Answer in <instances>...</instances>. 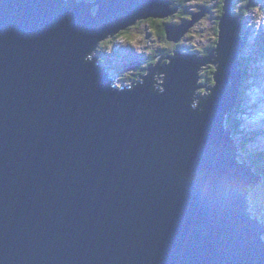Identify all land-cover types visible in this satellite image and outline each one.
Returning <instances> with one entry per match:
<instances>
[{"label":"water","instance_id":"water-1","mask_svg":"<svg viewBox=\"0 0 264 264\" xmlns=\"http://www.w3.org/2000/svg\"><path fill=\"white\" fill-rule=\"evenodd\" d=\"M171 5L0 0V264H264L246 199L262 176L225 127L242 80L234 1L208 59L174 51L160 87L148 74L119 86L89 57ZM208 61L214 85L195 104Z\"/></svg>","mask_w":264,"mask_h":264},{"label":"rangeland","instance_id":"rangeland-1","mask_svg":"<svg viewBox=\"0 0 264 264\" xmlns=\"http://www.w3.org/2000/svg\"><path fill=\"white\" fill-rule=\"evenodd\" d=\"M218 1L219 0L183 1L179 8L180 12L178 13V15H183L185 20H187V23L195 19L193 15L201 13L204 10L206 11L202 16L203 18L201 17L202 19L200 18L195 24H193V26L189 27V31L183 33V30L187 28L186 25L179 29L180 34L183 33L179 42H177L178 44H181L180 47L179 45H176L177 43H175L174 41H168L167 38H164L161 35L160 30L162 29L161 24L163 23L160 21L155 22L157 18L140 20L135 25L130 26L128 29L129 32L126 31L128 33V37H130L131 39L129 41V44H131V48L134 47L137 52L144 53L145 59H138L135 55H133L132 52L129 51L128 42L118 43L114 45L112 48L113 56L109 58L110 62L108 63V65L110 66L111 70H115V68L117 67V73L119 75V80H117V83H120L121 74H123V71L121 69V65L123 64H127L129 66V64L135 60H140L141 66L139 67L141 68L147 67L149 64H153L154 62H156L157 65H161L162 67L163 65L168 64V62H165V60H168L169 56L164 52V48L171 50V52L179 49L182 51L187 50L188 52V49H192L194 54H198L199 56H202L203 59H207L205 58V56H207L208 54L206 51H208V48H212L214 46V43L218 38L217 18H215L216 11L213 12V15L208 11H210L212 8L218 9L216 7ZM244 1L246 0H238V6L234 7L235 15H237L236 12L240 11L239 7H242ZM256 1V5L250 7L249 12L247 13V17L252 24V36L248 40V43L242 51L241 58H243L244 60L258 54H260L261 57H259L255 62H251V60L248 62L251 65L250 72L252 77L245 80L244 82V91L239 101V104L241 103V110L239 113H237L238 120L240 121V123L243 122V124L241 125L239 123V130H236V132L233 133L234 139L238 142L241 149H244V151L246 147H251L256 151H264V133H262V135H257L255 138H253V140L249 138L251 134H259L258 132H260L259 128L261 124L256 116V112L260 106V100L258 99L257 94H260L262 93V91H264V54H262L264 53V49L261 48L264 43L260 41L262 39V35L264 34V0ZM196 2L200 3V7L195 6L192 8V6L196 4ZM192 9H194L196 12L192 11ZM218 15L219 12L217 10V17ZM175 20L177 21L172 23H176L177 26H181L185 22V20L181 22L179 18H175ZM122 31L124 30H121V32ZM121 39H125V37L122 36ZM107 41H109V39L105 40V42ZM137 44H140L141 46L139 45L138 47ZM259 48L261 49V52ZM164 55H166V58ZM154 56L156 57L155 59H153ZM160 58H163L162 61L160 60ZM216 67L217 63L211 64L209 62L203 64V66L200 67V74H202L200 76V79H197V86L200 82H202L204 83V87L202 84H199V94H209L208 86L214 84L213 74L215 71H217ZM145 73H147L148 75H154L153 79L155 84L159 85L161 84V82L163 83V78L161 77L164 76L165 73L161 69H155L154 73L149 71H145ZM207 73L209 76L206 75ZM124 76L129 75L125 74ZM204 79H208V81ZM259 82L260 86H257ZM196 101L197 100H194L195 104ZM240 158H245L243 160L248 161L249 164L251 163L247 155H239V160ZM240 163H244V161L240 160ZM245 164L248 167V164ZM262 188L263 186L260 181L257 186H255V188L251 189L249 210L254 214L259 213L264 216V193L262 191Z\"/></svg>","mask_w":264,"mask_h":264},{"label":"clouds","instance_id":"clouds-1","mask_svg":"<svg viewBox=\"0 0 264 264\" xmlns=\"http://www.w3.org/2000/svg\"><path fill=\"white\" fill-rule=\"evenodd\" d=\"M79 3L80 2H86V3H92V2H95L96 0H89V1H87V0H77ZM98 1V0H97ZM223 1V0H222ZM254 2V1H253ZM255 2H257V1H255ZM250 3H251V1H250ZM250 3L249 4H247L244 8L242 7V8H239L240 9V11L239 12H236L237 13V15L238 14H241V15H243V17H242V19H241V21H242V24H243V26H242V30H241V36H242V38H243V40H244V44H243V49L241 50V53H242V51L244 50V48H245V46H246V44L248 43V40L251 38H246V32H247V29H248V26L250 27V24H251V22H250V20L248 19V17H247V13L249 12V6H250ZM98 7H99V5H95L94 7H93V9H92V11H93V13H96L97 12V10H98ZM175 7H177V6H174V4H173V0H172V5H171V8H175ZM234 7H235V5H234ZM257 7V6H256ZM256 7H255V9H256ZM196 12V11H195ZM209 13H210V11H208ZM198 14V13H197ZM197 14H195V15H197ZM221 14H222V8H221ZM221 14L219 15V17H218V21H217V32H219V29H218V25H219V18L221 17ZM203 18V17H202ZM201 18V19H202ZM157 19H159V18H157ZM199 20V19H198ZM249 20V21H248ZM250 22V23H249ZM185 23L186 22H184L182 25H185ZM195 24V23H194ZM163 25H164V27H165V33H163V31H162V29L160 30V32H161V35L164 37V38H167V40L168 41H173V40H169L168 39V34H167V29H166V27H168V29L171 31V30H177V29H180L181 27L180 26H177V24L176 23H172V22H170V23H163V24H161V26L163 27ZM171 25V26H170ZM193 26V25H192ZM251 26H252V24H251ZM180 27V28H179ZM128 29L129 28H126V29H124V31H127V32H129L128 31ZM251 29H252V27L249 29L250 31H251ZM218 35H219V33H218ZM122 38V34H121V31H119V33H117V34H115L114 36H109V37H107V38H105V39H102L101 41H99V43L95 46V48H94V50L91 52V54L89 55V57L91 58V57H98V55H101L100 54V52H97V50H99L98 49V47L99 46H102L103 48H106L107 49V51H106V56L108 57V58H110V57H112L113 56V53H112V48H113V46L114 45H116V44H118V43H123V42H127L126 41V39H121ZM107 39H109V42L107 41V42H105V40H107ZM217 41H218V38L216 39V42L215 43H217ZM175 43H177V42H179V40L176 42V41H174ZM174 43V44H175ZM129 45V44H128ZM139 45L140 44H137V46L139 47ZM109 46V48H107ZM141 46V45H140ZM216 46H217V44H216ZM216 46H214V49L216 48ZM100 48V47H99ZM101 50V49H100ZM131 50H134L135 51V54H133V55H135L138 59H142V56L143 55H145L144 53H140V52H137L136 50H135V48L134 47H132L131 48V46L129 45V51H131ZM180 50V49H179ZM176 51V50H175ZM186 51V52H185ZM180 50L179 51V54L180 55H182L183 53H185V54H194L193 52H187V50ZM164 52H166V54L170 57V56H172L173 55V52H171V50H168V49H165L164 48ZM207 53H209V52H207ZM241 53H240V58H241ZM206 55V54H205ZM195 57L196 58H198V57H202V56H199L198 54H195ZM205 58H207L208 59V54H207V56H205ZM153 59H155L154 57H153ZM202 59H203V57H202ZM242 60H243V58H241V62H242ZM96 62H97V64L98 65H104V66H106L105 68H104V72L105 73H107L108 72V74L109 75H111V76H113V77H115V79H117V80H119V75H118V73H117V70H116V68H115V70H111L110 69V66L108 65V63L106 62V61H104V59H103V56L101 55V57L99 58H96ZM209 62V61H208ZM140 60H135V61H132L130 64H129V66L127 65V64H123V65H121V69L124 71V72H127L130 68H134V69H137V68H139V66H141L140 64ZM164 66V65H163ZM203 65H201L200 67H202ZM148 68L146 69V71H149V72H152V73H154V71H155V69H161L162 71H163V67L161 66V65H157L156 64V62L155 63H153V64H149L148 66H147ZM200 67H199V69H198V71H197V73H198V76H199V79H200V76H201V74H200ZM240 68L242 69V80H241V83H240V85H239V88H238V98H239V92H241L242 90V85H243V81H244V75H243V73H244V71H245V69H244V67L242 66V65H240ZM251 73V72H250ZM149 76H151L152 78H153V74L152 75H149ZM251 77H252V75H251ZM250 77V78H251ZM163 79H164V77H163ZM141 79H140V75L139 76H137V75H135L134 76V78H132V79H130V80H121L120 79V83L118 84L119 86H122V85H124V86H128V85H131L134 81H140ZM162 83V82H161ZM197 83V82H196ZM201 83V82H200ZM199 83V84H200ZM199 84H198V86H199ZM155 85V84H154ZM214 84H212L211 86H213ZM156 86V85H155ZM198 86H197V91H196V93H198ZM211 86H208V89H209V87H211ZM257 86H260V82L258 83V85ZM160 87V86H159ZM203 88V87H202ZM201 88V89H202ZM205 88H207V87H205ZM244 90V89H243ZM199 94V93H198ZM199 95H202V94H199ZM257 97H258V99L260 100V106H259V108H258V110H257V112H256V116H257V119L260 121V134L262 135V133H264V91H262V93H260V94H257ZM240 98H241V96H240ZM193 100H196V95H195V93H194V98H193ZM196 103H198V101H196ZM239 104V99L237 100V103H236V105H235V107H234V110L233 111H230L229 113H231V114H233L236 110H237V108H238V105ZM229 113L227 114V116H226V122H225V127H226V129L227 130H230L231 131V137L233 136V133H235L236 132V130L237 129H235V128H232L231 126H229L228 124H227V122H229L228 121V119H229ZM237 117H238V115H237ZM241 125L243 124V122L242 123H240ZM239 130V129H238ZM262 130V131H261ZM257 136V134H251L250 135V139L251 140H253V138H255ZM233 138V140H235L234 139V137H232ZM247 141V140H246ZM235 143H236V147H237V156H236V159H237V161L239 162V155L241 154V152H243V149H242V151H240L239 150V148H238V145H237V141L235 140ZM240 146V145H239ZM239 154V155H238ZM240 163V162H239ZM249 165H252V169H251V171L253 172V173H255V174H259V175H261L262 176V178H261V183L263 182V179H264V177H263V174H262V172L260 171V170H258L257 168H256V165H254L253 163H250ZM257 186V185H256ZM251 187V186H250ZM253 188H255V187H253ZM253 188H251V189H253ZM247 196H246V199H247V201H248V208H247V211L248 212H251L250 213V216L251 217H253V218H256L258 221H259V223H261L262 222V224H263V226H264V216L263 215H261V214H259V213H256V214H254L252 211H250L249 210V208H250V203H249V200L251 199V190L249 191V192H247V194H246ZM261 239L264 241V233H262L261 234Z\"/></svg>","mask_w":264,"mask_h":264},{"label":"trees","instance_id":"trees-1","mask_svg":"<svg viewBox=\"0 0 264 264\" xmlns=\"http://www.w3.org/2000/svg\"><path fill=\"white\" fill-rule=\"evenodd\" d=\"M87 1H89V0H87ZM183 1L184 0H173V4H174V6H181V4L183 3ZM187 1H190V0H187ZM234 1V5H235V7H237L238 6V0H233ZM250 1H251V3H250ZM254 1V2H253ZM256 0H246V1H244V4H242V7L244 8L247 4H249L250 3V6H249V8L250 7H253L254 5H256V2H255ZM183 6V5H182ZM195 6H200V3L199 2H196V4L195 5H193L192 6V8L193 7H195ZM242 7H239V8H242ZM250 10V9H249ZM192 11H195L194 9H192ZM180 12V10L178 9L177 10V14H173L172 16H169V17H166V18H162V19H160V20H162V21H164V22H166V23H170V22H176L177 20H175V18H179L180 19V21L182 22L183 21V19H182V17L181 16H179L178 15V13ZM179 21V22H180ZM185 21H187V20H185ZM251 28V25H250V27L248 26V29H247V32H246V38L248 39V38H250L251 36H252V33H251V31L249 30ZM162 31H163V33H165V27H164V25H163V27H162ZM123 34L124 35H122L123 37H125V36H127L128 35V33L125 31H123ZM166 34V33H165ZM260 41H262L263 43H264V34L262 35V39L260 40ZM259 41V42H260ZM109 42V41H108ZM176 45H179V44H176ZM181 46V45H180ZM179 46V47H180ZM100 47V48H99ZM98 47V49L99 50H97V52H100V54L103 56V59H104V61H106L107 63H109L110 62V59L106 56V51H107V49L106 48H103L102 46H99ZM107 48H109V46L107 47ZM261 48H263L264 49V44H263V46L261 47ZM101 49V50H100ZM260 49V48H259ZM260 52H261V49H260ZM166 53V52H165ZM262 54H264V53H262ZM101 55H98V57L100 58L101 57ZM259 57H261L260 56V54H258V55H254V56H251L250 58H246V59H244V60H242V62H241V65L244 67V69H245V71H244V73H243V75H244V81H243V85L241 86L242 87V91L241 92H239V101H240V96H242V94H243V89H244V82H245V80H247V79H249L250 77H251V73H250V69H251V65L248 63L250 60H251V62H255V61H257L258 60V58ZM165 62H168V60L166 59L165 60ZM155 63V62H154ZM148 67H146L145 69H147ZM140 69H142L141 67H140ZM116 70H117V67H116ZM143 70V69H142ZM123 71V70H122ZM125 74H127V75H129V76H124ZM137 76H139L140 74H136ZM206 75H208V73L206 74ZM209 76V75H208ZM134 76L131 74V73H129V72H124L123 71V74H121V80L123 81H125V80H130V79H132ZM204 80H207L208 81V79H204ZM210 81V80H209ZM164 82H165V78H164ZM200 84H202L203 85V87H204V83H200ZM209 92H210V87H209ZM207 90V91H208ZM208 92V93H209ZM196 98H197V96H196ZM197 100H199V99H197ZM239 106H238V108H237V110L233 113V114H231V113H229V119H228V121L229 122H227V124L229 125V126H231L232 128H235V129H237L238 130V127H239V123H240V121L238 120V117H237V113H239L240 112V110H241V107H240V105H241V103L240 104H238ZM259 134H257V135H261L260 134V132H258ZM237 145H238V148H240L241 149V147L239 146V144H238V142H237ZM239 149V150H240ZM241 151H242V149H241ZM243 151H244V149H243ZM248 156V158L250 159V162L251 163H253L254 165H256V168L258 169V170H260L261 172H262V174H263V177H264V151H256V150H253L251 147H246L245 148V151L243 152V156ZM244 158H241V160L242 161H245V160H243ZM246 163L247 164H249L248 163V161H246ZM262 186H263V188H262V191H263V193H264V179H263V182H262ZM262 207V206H261ZM263 207H264V205H263ZM262 207V208H263Z\"/></svg>","mask_w":264,"mask_h":264},{"label":"flooded vegetation","instance_id":"flooded-vegetation-1","mask_svg":"<svg viewBox=\"0 0 264 264\" xmlns=\"http://www.w3.org/2000/svg\"><path fill=\"white\" fill-rule=\"evenodd\" d=\"M200 7V6H199ZM218 9H211L210 10V14H212L213 15V12L214 11H216V14H215V18H217V21H218V17H219V15L221 14V8H222V3H221V0H219L218 1V4H217V6H216ZM217 10H218V12H219V15H218V17H217ZM176 13V12H175ZM175 13H172V14H175ZM177 14V13H176ZM171 14H169L168 15V17L170 16ZM179 16H182V19L183 20H185V18L183 17V15H179ZM162 19V18H161ZM158 21H160V22H162V23H165L164 21H162V20H160V19H156L155 20V22H158ZM181 44H179V46H180ZM214 46H216V43H214ZM214 46L212 47V48H208V51H206V52H213V50H214ZM188 50H190V49H188ZM131 52H132V54H135V51L134 50H131ZM152 58V57H151ZM154 58H156L155 56H154ZM142 59H145V55H143L142 56ZM146 68V67H145ZM140 69V67L139 68H137V70H135L133 73H131L133 76H135L136 74H140V73H145V71H146V69Z\"/></svg>","mask_w":264,"mask_h":264},{"label":"bare ground","instance_id":"bare-ground-1","mask_svg":"<svg viewBox=\"0 0 264 264\" xmlns=\"http://www.w3.org/2000/svg\"><path fill=\"white\" fill-rule=\"evenodd\" d=\"M176 12H177V11H176ZM175 14H176V13H175ZM175 14H174V15H175ZM172 15H173V14H171L170 16H172ZM174 15H173V16H174ZM173 16H172V17H173ZM166 17H168V16H166ZM166 17H161V18H166ZM185 22L187 23V21H185ZM195 23H196V22H195ZM188 31H189V30H188ZM121 34L124 35V34H123V31L121 32ZM125 39H126V41L128 42V44H129V41L131 40L130 37H128V35H127V36H125ZM130 43H131V42H130ZM177 44H178V43H177ZM129 45H131V44H129ZM188 51H189V52H193L192 49H190V50H188ZM164 56H165V58H166V55H164ZM164 56H163V57H164ZM162 59H163V58H162ZM162 59L160 58L161 61H162ZM139 64H140V63H139ZM144 68H145V67H142V69H144ZM135 70H137V69L130 68L127 72H129V73H133ZM146 74H147V73H140V79H142L141 77L144 76V75H146ZM161 78H163V76H162ZM116 80H117V79H116ZM154 84H155V83H154ZM161 84H162V83H161ZM161 84H159V85L155 84V85H156V86H160ZM199 87H200V86H198V88H199ZM196 96H199V94L196 93ZM196 100H197V98H196ZM197 101H199V100H197ZM252 115H253V114H252ZM249 121H250V120H249ZM239 149H240V148H239ZM240 151H241V149H240ZM240 155H243V152H241ZM244 159H245V158H244ZM240 160H241V158H240ZM240 160H239V162H240ZM248 166H249V164H248ZM245 167H247L246 164H245ZM250 169H251V168H250ZM247 188L251 190V187H250L249 185H248ZM250 190H249V191H250ZM249 191H248V192H249Z\"/></svg>","mask_w":264,"mask_h":264}]
</instances>
